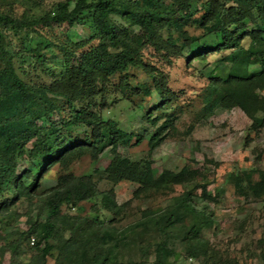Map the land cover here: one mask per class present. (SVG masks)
I'll return each instance as SVG.
<instances>
[{
  "label": "trees",
  "instance_id": "obj_1",
  "mask_svg": "<svg viewBox=\"0 0 264 264\" xmlns=\"http://www.w3.org/2000/svg\"><path fill=\"white\" fill-rule=\"evenodd\" d=\"M193 1L63 0L41 17L17 18L0 11V213L7 212L20 199L31 201L38 197L47 171L53 166L62 169L56 186L40 194L44 221H35L19 235V240L33 237L30 249L36 252L40 264H46L52 251H56V264H146L147 247L138 248L140 259L125 263L119 258L124 233L62 212L64 206L76 208L96 196L101 207L114 217L123 211L124 204H117L113 189L100 192L92 175L76 176L69 171L73 161L89 155L95 162L106 149L112 156L103 171L106 180L113 185L136 184V199L164 196L179 186L184 189L161 214L144 211L131 227H140L143 233L148 229L165 233L192 216L198 221L182 237L186 256L200 264L222 261L218 251L201 237V231L212 226V215L194 204L196 197L203 202L215 201L208 190L209 173L185 167L179 172L164 170L156 176L149 161L141 170L138 161L118 153L119 145L126 143L130 134L92 110L95 99L105 94L116 76L120 78L117 88L125 96L139 92L149 96L155 92L161 106L174 102L175 94L164 75L146 58L145 51L149 49L165 63L177 59L188 63L191 57L214 51L227 54L217 60L214 71L203 75L208 83L202 92L199 115L208 117L217 107L237 108L250 120L251 130H264V0H208L195 10ZM199 11L200 16L193 19ZM191 22L202 30L201 35L193 36L185 30ZM53 23L84 25L90 37L76 44L49 47L40 42L36 48L23 44L27 53L15 52L14 40L26 43L29 31L37 33L36 27H50ZM164 31H168L166 37ZM206 36L214 37L213 45L201 43ZM43 51L57 52L56 65L45 64ZM20 55L33 69L45 72L50 82L33 84L22 80L14 67V59ZM251 66L257 70L251 71ZM132 69L144 73L151 87L131 84L127 79ZM56 99L64 101L69 113L67 118H58L59 124L50 117L58 111ZM78 102L83 106L78 108ZM175 118L172 113L149 121L153 125L148 136L149 152L170 137ZM41 120L49 125L42 126ZM26 159L33 168L20 171V162ZM231 184L239 195L261 199L264 170L241 171L231 178ZM18 244L10 246L14 253ZM165 249L164 243L156 245L153 264H166Z\"/></svg>",
  "mask_w": 264,
  "mask_h": 264
},
{
  "label": "rangeland",
  "instance_id": "obj_2",
  "mask_svg": "<svg viewBox=\"0 0 264 264\" xmlns=\"http://www.w3.org/2000/svg\"><path fill=\"white\" fill-rule=\"evenodd\" d=\"M60 1L63 0H0V11L17 18L41 17ZM207 1L194 0L193 10ZM200 14V11L197 12L193 19ZM116 20L119 21L118 18ZM185 30L193 36L202 33L192 22ZM35 31L37 33L29 31L25 35L29 39L26 43L14 40L15 52L26 54L28 50L23 51V44L25 47L36 48L40 42L49 47L66 45L67 42L76 44L90 37L88 28L80 24L69 26L53 23L50 27L38 26ZM167 32H163L164 37ZM204 42L213 45L215 39L213 36H206L201 39V43ZM43 52L47 58L45 64L48 67L56 65L57 52ZM145 54L149 63L164 75L167 85L175 94L174 102L161 106V99L155 92L149 96L142 95L141 92L125 96L117 88L120 78L116 76L112 78L105 94L95 99L96 105L92 110L103 120L115 121L121 131L130 134L129 140L119 145L118 153L131 161H138L141 170L145 169L146 162L149 161L156 176L164 170L179 172L185 167L203 169L209 173L211 184L208 190L215 201L203 202L196 197L194 204L198 209L205 208L204 211L212 215L213 224L201 231V237L207 239L218 251L222 261L217 264H264V196L261 199L244 197L231 184V178L241 171L264 170V130H251L250 120L237 108L224 110L217 107L208 117L199 115L202 92L208 83L205 76L215 70L217 60L227 53L209 52L191 57L188 63L181 59L165 63L158 55L151 54L150 49ZM24 61L25 57L21 55L14 59L15 70L22 80L33 84L50 82L51 79L45 72L39 68L33 69L31 64ZM249 69L255 71L257 67L251 66ZM127 80L131 84L152 85L144 73L135 69L129 71ZM55 103L58 111L53 112L50 117L59 124L58 118H67L69 113L63 100L56 99ZM77 104L78 108L83 106L79 102ZM172 113L176 118L170 137L149 152L148 136L153 131V125L149 121ZM39 123L45 127L49 125L45 120ZM138 139L141 141L139 144L136 142ZM111 158L108 149L95 162H92L89 155H84L70 164L69 171L76 176L92 175L100 192L113 189L117 204H124L123 211L114 217L101 207L99 196H96L94 200L83 202L76 208L64 206L62 212L94 220L102 223L105 228L111 227L124 233L126 239H123L119 248V258L125 263L140 259L138 248L145 246L148 248L146 264H153L156 245L164 243L166 264H200V261L186 256L182 240L185 231L198 219L192 216L183 218L165 233H156L153 229L143 233L142 228L131 227L139 221L144 211L152 210L161 214L184 189L179 186L164 196L151 195L147 199H136L133 196L136 184L120 182L113 185L106 180L103 171ZM28 168H33L30 160L20 162V171ZM60 173L62 169L59 166L51 167L41 180L38 197L31 201L20 199L7 212L0 213V264H40L35 258L36 252L30 249L33 237L19 240V235L25 233L35 221H44L40 194L56 186ZM257 178L255 173L254 179ZM11 199L12 197L9 198L10 201ZM12 244H18L15 253L10 248ZM55 255L56 251H52L46 264H56Z\"/></svg>",
  "mask_w": 264,
  "mask_h": 264
}]
</instances>
